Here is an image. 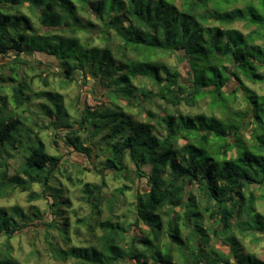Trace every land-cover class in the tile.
Segmentation results:
<instances>
[{
    "label": "trees",
    "instance_id": "16d2710c",
    "mask_svg": "<svg viewBox=\"0 0 264 264\" xmlns=\"http://www.w3.org/2000/svg\"><path fill=\"white\" fill-rule=\"evenodd\" d=\"M237 23L254 29L244 34L233 28ZM36 54L57 71L40 70L35 78L44 87L43 73L66 84L79 73L80 89L91 84L97 104L76 102L77 120L70 123L63 95L33 91L34 78L22 72L36 68ZM0 59L11 60L0 65L9 72L0 74V201L17 190L29 202L52 198L49 221L31 209L53 260L264 264L242 244L264 238L258 208L264 204V95L245 85L264 84V0H0ZM179 64L187 67L185 78ZM230 81L238 87L227 93ZM238 91L246 106L236 110ZM206 99V112L181 111ZM35 101L41 102L31 112ZM31 114L43 119L34 128ZM36 127L52 129L55 145L62 139L66 149L96 159L101 169L94 171L102 176L144 179L142 187L117 189L133 192V223L113 216L78 220L88 239L71 245L68 220L55 219L69 205L58 201L63 156L48 152ZM84 144L95 146L92 154ZM34 184L41 193L32 191ZM102 185H83L84 200L98 214ZM32 221L19 206L0 205V264H23L9 241Z\"/></svg>",
    "mask_w": 264,
    "mask_h": 264
},
{
    "label": "rangeland",
    "instance_id": "374dc122",
    "mask_svg": "<svg viewBox=\"0 0 264 264\" xmlns=\"http://www.w3.org/2000/svg\"><path fill=\"white\" fill-rule=\"evenodd\" d=\"M251 11V10H250ZM234 29L241 31L244 34H247L254 27H246L244 23H237L233 26ZM29 42V41H28ZM35 62L37 64L36 68L27 70L23 67V73H25V78L28 80L29 77H33L32 83H30L31 88L35 92L40 91H50L51 93L58 92L63 95L64 104L68 109L70 114V123H73L77 120V111L75 109L76 102H80V108H83L85 105L87 106H95L97 104L96 101L91 96V91H93L91 84L86 87L85 90L80 89L81 85V74L75 73L73 75L72 82L70 84H66L65 81L60 82L59 79L53 74L49 76H45L43 73V77L48 79V87H44V84L37 78H35L39 73L40 70H47L52 73H57L55 67H53V61L45 57V55H35L34 57ZM11 60L9 59H0L1 64H8ZM170 63H177V61L171 59ZM0 70V74H3L7 77L9 74L8 69ZM178 69L182 70V76L185 78V71L187 72L186 65L182 64L178 66ZM245 85L248 86L252 91H254L257 95H264V84H251L246 83ZM238 87L237 83L234 81H230L224 91L227 93L234 92ZM3 93L10 94L9 89H3ZM235 98L237 101L234 104V108L244 109L245 104L241 105V93L240 91L235 93ZM208 100L201 101L199 107L195 109H189L187 107H181V111L183 113H191L196 114L199 112H206L207 106L206 102ZM41 101H35V103L29 107L31 112L37 111V105ZM30 112V113H31ZM30 117V125L34 128L32 122H35L38 119V123L43 119L36 118L37 116ZM64 118L62 119V121ZM247 124V120H244V125ZM41 125V124H40ZM39 128L36 127L35 131H38ZM250 130V127L248 128ZM243 135V139L247 140L249 134L247 131H241ZM40 136L44 140L48 152L50 154H58L61 153L63 156V167L59 174L56 175L57 180L59 181V189H60V196L62 197L61 200H69V205H61L60 206V214L59 217L57 216L55 219L60 222H64V220H68L69 223V237H70V244L73 246H84L85 241L88 239L87 236V227L85 223H81L78 220H83L84 222H91L93 223L94 220H105L110 216H113L114 221L126 222V223H133V192L123 189V194L117 192L118 188H121L124 184L131 187H142L144 186L145 180L144 179H135L133 175L130 174L129 176H117V174H111L109 171H105L102 175L98 174V172L94 171L96 168L100 170V164L95 166L96 159L89 160L84 155H81L74 151L73 149H66L62 144V139H55L57 141V145L53 143V130L49 128V130H39ZM82 138L87 137L83 133H79ZM85 147L89 148L91 154L95 146L84 144ZM104 161V158L100 157ZM102 161V162H103ZM13 167H11V172L14 173V168L17 167V160H15ZM127 176V177H125ZM80 181L81 183H78ZM89 183L96 186H103L101 192V206H100V214L95 211L85 200L83 194V185ZM51 186H55L52 185ZM32 191L35 193H41L42 187L39 184H34L32 186ZM49 195V194H46ZM28 193H21L19 190L15 191L13 196L7 200L0 201L1 206H19L24 213L30 214L33 221L30 223V226L24 230L23 234H15V237L12 238L9 242L10 245L13 247V256L23 264H74L73 260H68L66 262L62 261H55L52 259L49 251L47 250L46 243L44 242V227L41 226V222L38 219H34L32 217L33 210L32 207L36 208L39 212L41 218L44 221H49L52 217V208L50 207L52 203V198L46 196L41 200H36L33 202L28 201ZM108 202H113V208L110 211ZM258 208L264 212V204H259ZM65 218V219H64ZM118 218V219H116ZM36 226V227H34ZM52 235H55V231H50ZM5 241V237H0V244ZM242 244L246 250L249 252H254V254L259 257L261 260H264V238L262 241L255 245L251 239L242 240ZM63 246V244H61ZM217 250L227 253L228 247L223 246L222 244L215 245Z\"/></svg>",
    "mask_w": 264,
    "mask_h": 264
}]
</instances>
